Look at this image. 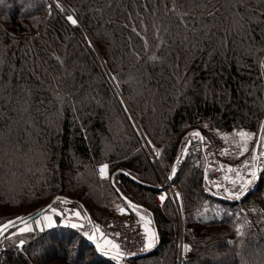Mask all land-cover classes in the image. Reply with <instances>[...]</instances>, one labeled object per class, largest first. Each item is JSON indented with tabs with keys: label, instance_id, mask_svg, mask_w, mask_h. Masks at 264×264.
<instances>
[{
	"label": "trees",
	"instance_id": "obj_1",
	"mask_svg": "<svg viewBox=\"0 0 264 264\" xmlns=\"http://www.w3.org/2000/svg\"><path fill=\"white\" fill-rule=\"evenodd\" d=\"M63 1L61 10L51 0H0V225L58 197L94 223L111 193L126 208L125 198L142 206L158 234L153 248L130 260L177 264V214L169 200L154 198L161 171L138 147L122 94L161 146L165 172L193 130L215 141L236 128L257 134L264 0ZM200 156L187 158L175 178L191 245L182 264H264V171L240 199L221 198L204 180ZM100 163L110 180L99 177ZM0 264L124 263L82 230L55 225L1 237Z\"/></svg>",
	"mask_w": 264,
	"mask_h": 264
},
{
	"label": "rangeland",
	"instance_id": "obj_2",
	"mask_svg": "<svg viewBox=\"0 0 264 264\" xmlns=\"http://www.w3.org/2000/svg\"><path fill=\"white\" fill-rule=\"evenodd\" d=\"M55 3H61L64 7H66V3L63 0H51ZM70 15H73L74 18H76L78 20V18L76 17V14L74 12H70ZM79 23V20H78ZM93 43V42H92ZM102 67H103V72L106 76V78L113 84V86L117 87V82L116 79H112L113 77H115L114 73L108 68V66L106 65L105 60H102ZM121 92V90H120ZM122 93V92H121ZM122 98H123V106L129 116V118L131 119V122L133 123V127L135 129V135L137 137V141H138V147L143 151L144 155L147 157L149 163L151 164H155V167H157L158 169H160L161 172L164 173H158V183L157 185L159 186L160 183L164 180L167 181V177L171 176L172 170L173 168L176 169V175L174 177H172L170 179V182L172 184V187H176L179 189V196L178 198H176L175 196L173 197L174 200H172L171 198H167V200H169L172 203V206L177 214V219L179 221V230L176 236V241H175V248H176V255H177V260L178 263L177 264H182L183 260L188 257L190 252L185 253L183 251V246L187 245L190 246V243L186 240L185 237V230H186V219H185V215H184V194L181 190V188L178 186V184L175 182V178L179 172V170L182 168L183 163L185 162V160H187V158H189L190 156H194L197 153H200V159L202 164L204 165V171L206 170L207 172V178H204V180L207 182V184L210 185V187L218 193V195L221 198H226V199H230V200H234V198H231L228 193L225 191V189H229V190H238V187L236 189H233V186L231 184V179H236L237 178V173H228L226 171L227 167L231 166L233 168H238L240 169V173L241 175H246L250 169H245L243 168V164L245 161H249L250 163H254L259 165L261 168H264V157H261L259 160L257 161H252L251 157L254 154L253 153V148L255 147L256 143H257V139H258V135L259 132L257 133V137L254 138L252 141L249 142V151L247 153H245L244 155H238L239 153V148H237L233 141L235 140H239L238 137H235L234 134L238 131H246L249 133H253L250 131L245 130V128H236V130L232 131L231 133H225L224 138L222 137L221 141H215V139L209 138L208 135L205 136L200 130H193L191 132H189L187 134V136L184 139L183 142V146L181 148V151L179 153V156L177 157L175 163L173 164V166L171 167L169 172H165L163 165L161 164L160 161V157H161V146H159V144H157V142H155V140H153V138L147 133V131L143 128V126L141 125V123L138 121L137 117L134 115L133 111L130 109V106L128 105L125 97L122 94ZM131 113V114H130ZM260 130V129H259ZM194 131H198L201 133V135L205 138V141L203 144H201L199 142V137L197 138H192V136H190V133L194 132ZM262 135V134H261ZM221 138V136H220ZM190 141V143H189ZM224 149H229L230 154L229 155H223L222 154V150ZM153 151H159L160 155H159V159L156 161H152L151 160V154H153ZM256 155H260L259 152L255 153ZM177 163H180V167L177 168ZM107 163H100L99 165H104ZM220 165H224L225 168V172L226 175L229 177V180H225L223 179V182L220 185H223V187H216V186H212L211 185V175H212V171L215 167H220ZM162 169V170H161ZM97 170V169H96ZM98 173V171H97ZM99 177L100 176V173ZM108 175L109 178L107 179H103V180H110V178H112L109 170H108ZM163 176V177H162ZM262 177V172L258 171L257 173V177L254 179L253 183L251 185L248 186V189L256 186L259 181L261 180ZM247 178H251V177H247ZM168 189H170V187H167ZM247 189V191H248ZM246 191V192H247ZM109 195L111 196L110 199L111 201L109 203H107V208L105 210V212L103 214L100 215L99 218L96 219V221L94 222V226L98 225L100 228V231H102V227H101V221L103 219V217L107 216V215H122L125 216L126 214V210H129L128 207L126 208L125 205L123 203H121L120 201H117L115 198V196L111 195V193H109ZM155 200L158 203H161L160 200L157 198L156 194L154 195ZM52 202V207L55 208L57 210L58 213L62 212L63 215H56L54 213L51 212H43L42 214L38 215L42 216V215H51L52 219H53V226L55 225H60V226H70L72 223H76L78 225H80V227H76L77 229L82 230L83 234L89 238L90 236L95 235L96 236V240L97 243L103 244V240L102 238H100L99 236V232L95 231V227L93 226L92 229L88 228V224L86 225L87 218L92 222L91 218L88 217L86 214H84V212L82 211L81 207L78 204L75 203H64L61 200H58L57 198H54V201ZM78 205V206H77ZM125 208V213L121 214V212L119 211V208ZM142 209V208H141ZM141 209H138L137 211H140ZM40 211V210H39ZM74 211H79L81 213V217L80 218H76L75 216L72 215V213ZM38 212V211H37ZM36 212V213H37ZM142 212V213H141ZM148 212L145 210L144 211H140V214H144L146 217H150L148 214ZM127 214H129V216H131L132 218L138 220L139 222L141 221L139 219V216L137 215V212L134 210H131L129 213L127 212ZM31 216V215H30ZM29 217V215L27 216ZM25 217V218H27ZM37 217L33 218L31 221H29L28 223L32 225V227L35 229L33 231V233H39L41 232L39 230L40 226H37L33 223V220L36 219ZM87 217V218H86ZM60 218V220H58ZM21 221L16 220V227L15 228H11L10 230H8L7 232L9 233L8 235H10L12 232H18V228L19 227H23L24 225H19ZM7 223V222H6ZM93 223V222H92ZM5 224V223H4ZM3 225V224H2ZM0 225V226H2ZM48 228V227H44V230ZM10 231V232H9ZM28 233H32V232H28ZM28 233H24V234H28ZM7 235V236H8ZM19 234L15 235L14 237H18ZM13 237V236H12ZM1 238V237H0ZM90 243H91V239H90ZM74 252V251H73ZM176 263V262H175ZM127 264H140L139 262H135V261H131L129 260V262Z\"/></svg>",
	"mask_w": 264,
	"mask_h": 264
},
{
	"label": "snow or ice",
	"instance_id": "obj_3",
	"mask_svg": "<svg viewBox=\"0 0 264 264\" xmlns=\"http://www.w3.org/2000/svg\"><path fill=\"white\" fill-rule=\"evenodd\" d=\"M57 7H60L61 10H63L62 5H60L57 2ZM171 11L175 12L176 8L173 7L171 9ZM189 13L184 12L180 19L182 20L185 16H188ZM68 21H70L71 24L73 25H77L78 24V20L76 18H74L73 15H68L67 16ZM187 26V25H185ZM146 43V41H145ZM56 59L59 61L60 58L56 57ZM152 59H156V57H152ZM62 63V61H60ZM261 67L264 68V64H261ZM262 75H264V73H262ZM112 79L115 80V77H113ZM205 127H207V125H205ZM260 133L262 134L258 139H257V143L255 145V147L253 148V155L251 157L252 161H257L259 160L261 157H264V126L261 127L260 129ZM190 136L193 137H199V142L201 144L204 143L205 138L201 135L200 132L198 131H194L192 133H190ZM235 137H238L239 140H235L233 141L234 145L239 148V153L238 155H244L245 153H247L249 151V142L252 141L254 138L257 137V134L255 133H249L246 131H238L234 134ZM190 143V141H189ZM259 152L260 155H256L255 153ZM222 154L223 155H229L230 151L229 149H224L222 150ZM156 155L159 156L160 152L156 151ZM108 168L109 166L107 164H104L100 167L99 172H100V176L103 179H107L109 178L108 175ZM243 168L245 169H250V171L246 174V175H241L240 173V169L238 168H233L231 166L227 167L226 171L228 173H237V178L236 179H231V184L233 186V189H236L238 187V190H229V189H225V191L228 193V195L231 198L234 199H240L247 191L248 186L251 185L254 181V179L257 177V173L258 171H264V168H261L259 165L254 164V163H250L249 161H245L243 164ZM220 170L224 171V165H220ZM176 175V169L173 168L171 176L169 177L170 179L172 177H174ZM247 177H251L250 179ZM225 180H229L228 176L224 177ZM216 187H223V185H216ZM177 196H179V194H177ZM166 194H161L159 199L161 200V202H163L166 199ZM57 199H60L59 197ZM127 205L129 208H131L132 210L137 212V215L139 216V219L141 221H145L144 223V232H145V238H146V243H145V248L146 249H151L153 248L156 243L158 242V234L155 230H152L148 227L149 224H151V220H147L146 217L144 215H141L139 211H137L138 209H141L142 206L133 204L131 201H127V198H125ZM64 203H67L68 201H63ZM45 212H51L54 213L56 215H63L62 212L58 213L57 210L55 208H53L51 205L48 206L47 209L44 210ZM119 211L121 212V214L125 213V208L121 207L119 208ZM73 216H75L76 218H80L81 217V213L79 211H74L72 213ZM28 219H32V218H28ZM17 220L21 221L23 223V227H19L18 228V232H12L10 235L6 236L5 233H7L9 228H15L16 225V220H9L7 223L3 224L2 226H0V237H3L4 239H9L11 238V236H15L17 234L19 235H23L24 233H28V232H33L35 229L32 227L31 224H29L26 220L25 217H17ZM45 221L46 223V227L51 228L53 227V219L51 215H42L37 217L36 219L33 220V223L37 226L41 225V221ZM73 228L76 227H80V225L76 224V223H72L70 225ZM127 226V225H126ZM95 227V231L100 233L101 238H103L105 236V234L103 232L100 231V228L98 225L94 226ZM243 226H241L240 228H237V233L240 236H244L245 232L242 230ZM40 231L44 230V227H40L39 228ZM116 236H119V233L115 234ZM89 239L95 240L96 236H90ZM25 240L24 239H20L17 243V247L20 249H23V246L25 244ZM233 243V242H230ZM242 243V241L240 242ZM96 247L98 250H100L101 252H103L105 255L109 254L110 252L113 254V258L120 260L122 259L124 256L128 255L127 253H124L121 251L120 248V244L116 243L114 240L112 239H104L103 244L97 243ZM183 251L185 253L190 252L191 248L190 246L184 245L183 246ZM134 255V253H133Z\"/></svg>",
	"mask_w": 264,
	"mask_h": 264
},
{
	"label": "built area",
	"instance_id": "obj_4",
	"mask_svg": "<svg viewBox=\"0 0 264 264\" xmlns=\"http://www.w3.org/2000/svg\"><path fill=\"white\" fill-rule=\"evenodd\" d=\"M192 138L197 137L192 136ZM152 153L153 154H151V160H158L159 156L156 155V151H153ZM180 166V163H177V168H179ZM100 167L101 165L96 166L98 173H100ZM225 175V170L221 171L220 167H215L211 175V185L213 187L216 185H220L223 182ZM168 186L170 187V189L167 188ZM178 193L179 189L176 187H172L170 178L167 177V181L163 180L160 183L155 194L158 199L161 194H166L167 198H171L172 200H174V196L178 198ZM167 198L164 201H166ZM101 227L102 232L105 234V237L114 240L116 243H119L121 251L128 254L120 259L121 263L127 264L131 257L141 255L148 250L145 248L146 238L142 222H139L129 215H107L103 217L101 221ZM116 233H119V236H116Z\"/></svg>",
	"mask_w": 264,
	"mask_h": 264
},
{
	"label": "crops",
	"instance_id": "obj_5",
	"mask_svg": "<svg viewBox=\"0 0 264 264\" xmlns=\"http://www.w3.org/2000/svg\"><path fill=\"white\" fill-rule=\"evenodd\" d=\"M140 211H144L145 212V210L144 209H141ZM139 211V212H140ZM127 212L129 213L130 212V209L129 210H126V214L125 215H129V214H127ZM142 213V212H141ZM150 217H146L144 214H141V215H144L145 217H146V219L147 220H151V224H149L148 225V227L150 228V229H152V230H155L156 231V229H155V227H154V224H153V220H152V216L149 214V213H147ZM87 218V217H86ZM58 220H60V218L58 219ZM87 223H86V225L88 226V228L89 229H92V227L94 226V223H92L88 218H87ZM142 222V224H143V226H144V223H145V221H141ZM46 223L47 222H45V221H41V227H46L45 225H46ZM102 232V231H101ZM99 236H100V234H99ZM100 238H101V236H100ZM104 239H108L107 237H103L102 238V240L104 241Z\"/></svg>",
	"mask_w": 264,
	"mask_h": 264
},
{
	"label": "water",
	"instance_id": "obj_6",
	"mask_svg": "<svg viewBox=\"0 0 264 264\" xmlns=\"http://www.w3.org/2000/svg\"><path fill=\"white\" fill-rule=\"evenodd\" d=\"M261 127H262V125H261ZM261 127H260V129H261ZM260 136H261V133H260V130H259L258 138H259ZM204 178H207V172H206V170L204 171ZM52 201H54V199H53ZM49 205H52V202H50L48 205H46L43 209H41V210L38 211L37 213H35V214H33V215L27 217V218H26L27 222L31 221L33 218H35V217H37L38 215H40V214H42L43 212H45L44 210L47 209ZM28 218H32V219H28ZM22 224H23L22 222L19 223V225H22ZM10 229H11V228H9L8 230H10ZM91 243H92L93 245L96 246V244H97V240H96V239H95V240H92V239H91ZM144 254H145V253H143V254H141V255H144ZM141 255H136V256H141Z\"/></svg>",
	"mask_w": 264,
	"mask_h": 264
},
{
	"label": "bare ground",
	"instance_id": "obj_7",
	"mask_svg": "<svg viewBox=\"0 0 264 264\" xmlns=\"http://www.w3.org/2000/svg\"><path fill=\"white\" fill-rule=\"evenodd\" d=\"M131 114V113H130Z\"/></svg>",
	"mask_w": 264,
	"mask_h": 264
}]
</instances>
